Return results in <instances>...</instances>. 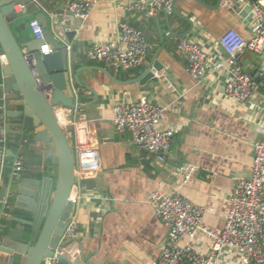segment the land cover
Listing matches in <instances>:
<instances>
[{
  "label": "crops",
  "instance_id": "crops-1",
  "mask_svg": "<svg viewBox=\"0 0 264 264\" xmlns=\"http://www.w3.org/2000/svg\"><path fill=\"white\" fill-rule=\"evenodd\" d=\"M68 1L42 0L43 6L31 17V20L38 19L40 13L44 14L50 32L60 44L52 15L60 13ZM139 1L146 0H98L88 20L69 24L71 50L67 55L76 69L89 68L80 76L96 94L83 91L81 104L93 102V105L70 117L88 124L101 156L100 171L79 180L77 191L72 195L74 203L66 217V221L74 220L79 226L80 243L74 241L65 249L71 251L80 246L85 260L79 264H160L168 229L156 217L150 203V194L158 190L176 191L197 204L203 209L204 225L221 232L234 186L250 178L253 145L264 136V81L256 80L257 89L250 102H235L225 95V71H210L198 82L187 71L186 57L177 50L178 41L186 38L200 43L212 56L221 57L219 40L230 30L246 40L251 38L250 6L241 12L238 4L223 8L221 0H176V14H169L167 20L160 11L151 17L126 10L128 4ZM15 13L31 16L20 6L15 7ZM187 20L193 29L184 35L191 28ZM30 22L25 23L29 31ZM122 22L139 29L148 39L152 52L144 66L114 72L102 62L90 61L86 53L92 44L115 38ZM24 29L23 24L20 31ZM27 38H33L31 31L24 42ZM159 49L157 60L164 69L156 73L157 81L150 80L145 86L127 83L143 73ZM240 64L255 79L261 60L256 53L246 51ZM5 65L0 46V106L6 105ZM142 96L165 109L161 128L175 130L162 164L154 156L140 154L131 134H119L112 123L118 103L135 102ZM12 130L8 134V168L0 184V199L10 204L11 210L17 203L32 209L39 216L40 226L55 191L56 164L47 162L45 154L47 149L52 152L53 146L41 144L42 137L35 140L25 136L20 143L19 129L15 126ZM71 134L68 132L69 137ZM33 150L37 151L35 157ZM16 157L23 162V170L18 173L13 172ZM186 164L197 167L189 178L180 172ZM5 211L0 205V239L8 221L4 218ZM187 243L203 253L211 248V240L203 234L192 241L183 239L179 245ZM45 264L54 263L48 260ZM219 264H242L241 256L236 251H225Z\"/></svg>",
  "mask_w": 264,
  "mask_h": 264
},
{
  "label": "built area",
  "instance_id": "built-area-1",
  "mask_svg": "<svg viewBox=\"0 0 264 264\" xmlns=\"http://www.w3.org/2000/svg\"><path fill=\"white\" fill-rule=\"evenodd\" d=\"M176 0H146L127 5L129 13H144L148 16L165 10L173 12ZM98 0H69L60 13L52 15V23L56 29L58 40L65 46L70 55L71 41L69 35L72 29L69 24L84 23L90 17ZM235 4L240 5V11L250 6L251 38L244 39L235 30H230L220 40L221 57L207 53L200 43L182 38L178 41L177 50L187 59V71L196 80L202 81L208 72L225 71V95L238 103H247L257 89V81L248 74L240 64L244 52H254L261 60L258 72L259 78H264V0H221V6L229 9ZM23 8L20 6V9ZM33 38L44 40V30L38 19L29 24ZM53 52L51 45L45 42L41 46V55ZM152 52V47L146 36L128 22H122L118 35L106 42L92 44L86 56L90 61L102 62L110 70L131 71L144 66ZM220 56V55H219ZM33 66V59L28 57ZM65 122L61 127L68 134L72 127L74 142L70 144L75 156V176L78 180L95 176L101 169V156L98 145L92 139L88 124L76 121L69 116V111L63 108ZM165 109L153 104L142 96L138 101H122L114 108L113 126L119 134L130 133L132 143L140 154L154 156L158 164L166 160L175 130L161 128ZM9 137L6 127V106H0V184L5 170L8 168L7 151ZM253 165L249 179L238 181L230 199V208L221 232L208 229L203 223V209L178 192L163 193L154 191L150 194V203L156 217L168 229V239L162 248L160 264H219L220 256L225 251H236L241 256L242 264H264V136L253 145ZM23 170V162L16 157L13 172ZM197 170L192 164L180 168V172L189 178ZM72 199L74 200L73 196ZM0 205L5 210L10 204L0 199ZM203 234L211 240L209 252L203 253L190 243L179 245L181 240H194ZM79 226L72 220L66 230V237L79 242ZM80 246L71 251L57 253L53 263H59V256L74 260L81 255Z\"/></svg>",
  "mask_w": 264,
  "mask_h": 264
},
{
  "label": "water",
  "instance_id": "water-1",
  "mask_svg": "<svg viewBox=\"0 0 264 264\" xmlns=\"http://www.w3.org/2000/svg\"><path fill=\"white\" fill-rule=\"evenodd\" d=\"M201 2L200 0H197ZM256 1V0H254ZM16 6L26 8L27 15L37 14L42 0H0V46L6 58L4 67L6 89V127L7 133L12 134L13 127L19 129L17 135L22 143L25 136L43 139L41 144H52L53 151L45 150L47 162L56 164L55 191L43 220L34 211L19 203L5 211V228L1 231L0 264H45L52 260L57 253H61L77 239H67L64 234L70 221H66L73 192L77 191L78 180L75 176V156L67 138L66 131L61 127L55 111L63 108L69 111V116L93 105V102L83 105V91L95 92L89 82L81 79V74L89 68L76 69L70 61L64 47L49 30L48 20L42 13L38 15L44 30V40L27 38V42L20 43L11 28V24L18 18ZM175 9L173 8V12ZM169 20V13L161 10ZM157 19V17H156ZM190 30L184 34L187 35ZM170 28V25H168ZM24 30L27 24H24ZM49 43L53 52L41 55V46ZM156 51L147 68L136 79L127 83H137L145 86L150 80L157 81L156 73H160L164 66L157 60ZM33 59L30 65L28 57ZM109 73L108 71H106ZM110 75V73H109ZM110 78L114 80L112 75ZM258 81H264L255 75ZM116 81V80H114ZM16 122V125L14 123ZM72 132V127L67 128ZM37 151L33 150L35 157ZM11 216V217H10ZM61 231V232H60ZM65 264H79L85 260L81 255L70 260L66 256H59Z\"/></svg>",
  "mask_w": 264,
  "mask_h": 264
},
{
  "label": "rangeland",
  "instance_id": "rangeland-1",
  "mask_svg": "<svg viewBox=\"0 0 264 264\" xmlns=\"http://www.w3.org/2000/svg\"><path fill=\"white\" fill-rule=\"evenodd\" d=\"M31 17H32V15L31 16H27V17L18 15L17 20L11 24V28H12V30L14 32V35L16 36L17 40L20 43H23L24 42V37L26 35H28V34L30 35V31L31 30L30 31L29 30H26V31H23L22 32V31H20V28H21V25L27 23V21H31ZM31 35H32V32H31ZM67 138H68L69 143L71 144L73 142V134H71L70 137L67 134Z\"/></svg>",
  "mask_w": 264,
  "mask_h": 264
},
{
  "label": "bare ground",
  "instance_id": "bare-ground-1",
  "mask_svg": "<svg viewBox=\"0 0 264 264\" xmlns=\"http://www.w3.org/2000/svg\"><path fill=\"white\" fill-rule=\"evenodd\" d=\"M55 113H56V117L59 121V124L60 125L63 124L65 122V113L61 110H57V111H55Z\"/></svg>",
  "mask_w": 264,
  "mask_h": 264
},
{
  "label": "trees",
  "instance_id": "trees-1",
  "mask_svg": "<svg viewBox=\"0 0 264 264\" xmlns=\"http://www.w3.org/2000/svg\"><path fill=\"white\" fill-rule=\"evenodd\" d=\"M72 37H73V36L71 35L70 38L72 39Z\"/></svg>",
  "mask_w": 264,
  "mask_h": 264
}]
</instances>
